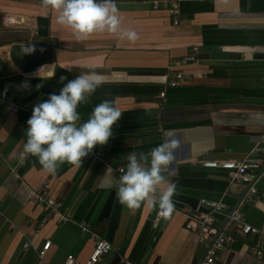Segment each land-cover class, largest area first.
Wrapping results in <instances>:
<instances>
[{"label":"crops","instance_id":"crops-1","mask_svg":"<svg viewBox=\"0 0 264 264\" xmlns=\"http://www.w3.org/2000/svg\"><path fill=\"white\" fill-rule=\"evenodd\" d=\"M150 1L158 8L147 0H115L119 29L136 32V39L129 41L106 30L77 38L57 23L58 9L45 7L42 0H0V85L12 81L15 102L21 106L17 112L0 106V264H63L68 254L84 264L93 240L80 226L88 225L103 238L106 234L108 219L97 218L116 187L115 179L111 187L100 186L106 167L118 178L115 169L126 162L128 152L147 153L169 130L177 143L165 176L175 182V193L198 201L195 209L202 199L223 205L224 213L237 206L247 185L202 163L239 160L263 142L264 0ZM172 3L177 5L176 24ZM32 41L51 43L53 62L24 73L8 51ZM188 55L194 59L176 66ZM175 70L182 71L183 81L169 87L166 82ZM81 72L98 73L99 84L155 85L157 90L152 101L119 93L90 95L78 105L81 121L105 99L121 112L112 136L91 150H101V159L87 154L80 165L65 161L49 172L35 156L20 158L33 105ZM117 155L119 162H114ZM254 187L253 202L237 209L246 222L262 227L264 173ZM42 191L61 202L70 221L61 222L33 203V192ZM156 211L123 205L109 241L112 248L96 264H120L123 258L134 264H192L202 247L185 228L184 217L173 213L158 218ZM46 241L49 246L39 257ZM256 246L264 247V234H236L213 264H264L252 254Z\"/></svg>","mask_w":264,"mask_h":264},{"label":"clouds","instance_id":"clouds-1","mask_svg":"<svg viewBox=\"0 0 264 264\" xmlns=\"http://www.w3.org/2000/svg\"><path fill=\"white\" fill-rule=\"evenodd\" d=\"M42 4L58 9L57 23L67 26L77 38L93 32L117 33L129 41L136 39L133 30H120L115 0H42ZM34 45L21 49L31 53ZM70 71V70H69ZM64 81L62 75L59 78ZM101 77L96 72H81L67 79L58 92L33 105L26 120L25 142L19 153L35 156L42 168L55 171L57 164L68 162L80 165L94 146L104 145L113 134V126L120 118V110L110 100H102L92 107L86 120L81 121L79 104L94 93ZM27 87L25 83L23 85ZM36 87H40L37 85ZM166 131L161 143L147 153L128 152L126 162L119 166L120 175L113 177L106 167L101 187H111L116 181L115 198L129 210L141 206L155 208L157 214L168 217L174 209L176 184L166 179L165 172L173 160L176 140ZM125 159V157H123Z\"/></svg>","mask_w":264,"mask_h":264},{"label":"built area","instance_id":"built-area-1","mask_svg":"<svg viewBox=\"0 0 264 264\" xmlns=\"http://www.w3.org/2000/svg\"><path fill=\"white\" fill-rule=\"evenodd\" d=\"M151 4L153 9L158 8L159 4L156 1L147 0ZM170 12L175 14L173 19L174 24L177 23V5L172 3L170 7ZM193 56L188 55L187 57L181 59L176 63V66L182 65L186 61H192ZM183 81V73L181 70H175L172 77H170L166 84L169 87H175L180 82ZM160 97L164 96V91L159 93ZM0 106L12 112H17L21 109V106L15 102L13 83L8 81L0 85ZM264 138V135H263ZM89 155L94 156L97 159H101L103 152L97 150L94 153L89 152ZM204 167L219 168L226 172L227 177L232 182L251 184L246 193L244 194L239 205H248L253 202L256 198V188L254 187V181L259 178L262 173L260 171L264 169V139L260 146H256L251 149L243 158L239 160H222V161H205L202 163ZM115 172L120 174V168H116ZM258 173V174H257ZM254 175L256 179H254ZM33 203L43 206L51 214H56L59 216L61 222H67L71 220L68 213H63L61 210L62 204L49 197L45 191L33 192L32 197ZM174 209L173 213H179L185 219V228L193 232L199 242H206V251L201 261L198 264H213L217 255L224 251L230 241L234 238L236 234L246 236V235H260L264 234V225L262 227H257L246 222L242 217L239 210L236 208L230 213L223 212L224 206L219 203H214L208 200H200L199 206L206 209V212L199 211L198 209L190 208L189 206L175 202L173 200ZM223 213L226 217V221L220 226L214 225V214ZM170 214V215H171ZM156 216L158 218H163L159 216L156 211ZM233 225L236 226L235 229H231ZM81 231L87 233L89 237L93 240V248L84 264H96L99 259L108 254L111 250V244L101 237L96 230L89 227L88 225H81ZM236 232V234L234 233ZM27 243H24L26 246ZM49 246V241H46L42 248L38 251V256L42 257ZM252 254L260 260L264 261V247H253ZM63 264H77L75 258L68 254L66 255ZM120 264H134L127 259H121Z\"/></svg>","mask_w":264,"mask_h":264},{"label":"water","instance_id":"water-1","mask_svg":"<svg viewBox=\"0 0 264 264\" xmlns=\"http://www.w3.org/2000/svg\"><path fill=\"white\" fill-rule=\"evenodd\" d=\"M34 45V49L31 53H21V49L27 48L29 46ZM8 57L11 62L18 67L24 73L34 72L37 68L43 65L51 64L53 62V51H52V44L45 43L42 41H32L22 45H13L10 47L8 51ZM157 90V86L155 85H142V84H98L96 90L94 91L93 96H100V95H118L119 93H130L136 95L138 100L140 101H152V94ZM120 155L115 156L114 162H119ZM264 169L260 171L262 173ZM251 184H248L245 188V191L239 198L237 206L240 204L244 194L248 190ZM115 188L109 191L107 194L101 210L98 215V221H101L103 218L108 219L106 234L104 235V239L108 242L111 240V236L117 226V222L119 220L123 204L117 202L115 198ZM189 197L184 195H180L174 192L173 200L175 202H182L189 204L193 209L196 208L198 201H188ZM197 202V203H196ZM234 209L228 210V213L235 210ZM199 211L206 212L202 206L198 207ZM214 218L217 220H221L222 224L227 220L224 215L214 214ZM214 225L218 226L219 223L214 221ZM206 242H200V246L202 247V251L200 253H195L193 263L198 264L202 257L205 254L207 249Z\"/></svg>","mask_w":264,"mask_h":264}]
</instances>
